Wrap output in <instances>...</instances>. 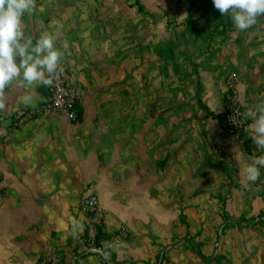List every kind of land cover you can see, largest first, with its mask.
<instances>
[{
    "label": "crops",
    "instance_id": "1",
    "mask_svg": "<svg viewBox=\"0 0 264 264\" xmlns=\"http://www.w3.org/2000/svg\"><path fill=\"white\" fill-rule=\"evenodd\" d=\"M118 25L85 0H36L23 18L26 37L35 40L44 31L57 36L66 81L82 93L80 116L75 124L45 115L17 126L15 112L41 105L46 89L6 91V109L0 110V264H35L49 254L61 264H231L201 255L218 246L223 205L245 200L229 194L230 187L244 188L242 165L264 150L247 131L240 142L221 134L229 77L224 61L205 54L192 36H168L166 22L155 28L147 23L137 35L126 21L124 40ZM170 51L186 61L168 72L178 81L166 87ZM236 71L240 83L234 89L245 113L252 108L247 65ZM189 78L195 91L180 85ZM26 94L33 96L28 105ZM91 195L103 212L104 236L120 228L129 233L114 250L82 241L86 218L80 208Z\"/></svg>",
    "mask_w": 264,
    "mask_h": 264
},
{
    "label": "rangeland",
    "instance_id": "2",
    "mask_svg": "<svg viewBox=\"0 0 264 264\" xmlns=\"http://www.w3.org/2000/svg\"><path fill=\"white\" fill-rule=\"evenodd\" d=\"M66 1L70 4L76 2V0ZM85 1L100 7L102 19L122 23V25L116 26L118 31L121 28L118 35L119 39L125 34L124 24L126 21L131 22L137 35H139V31H142L141 28L145 24L148 23L151 28H155L158 22L163 21L166 22L168 36L181 37L183 33L192 36L195 41L203 44L205 54L215 53L218 59L224 61L222 67L228 70L229 76L225 79L226 83L231 79H236L240 83L236 70L237 67L246 64L245 87L249 88V91H246V96H249V103L251 107L264 103V17H260L251 28L238 31L232 23L231 15L222 16L215 9L212 0ZM175 12L182 18L172 21ZM170 15L173 17L171 18ZM184 20L185 23L182 22ZM178 21H181L180 26L183 25L184 29L178 28ZM172 24L176 25L174 28L172 27L170 34L168 29H171ZM124 39L125 36H123ZM173 54L175 52L170 51L165 56V62H167L166 87L178 81V77L168 74V72L174 68L178 69L186 61L182 55L179 56V53L176 57ZM231 73H236L238 77L234 74L230 75ZM189 79L180 82V85L195 91V79ZM186 92L188 95V91ZM169 95L172 96V94ZM191 98L193 97H186L184 100ZM259 181L260 188H253L250 184L247 188L230 187L229 194L231 197L239 194L245 200L241 199L239 203L236 200H231L230 204L223 205L224 215L220 223L223 225V230L216 239L218 246L212 252L201 255L205 261H227L231 264H264V224L255 227L247 226L256 218L264 216V167L259 179L251 185L259 183ZM260 196L262 198L258 199ZM254 197L256 202L253 201ZM257 200H260V203Z\"/></svg>",
    "mask_w": 264,
    "mask_h": 264
},
{
    "label": "clouds",
    "instance_id": "3",
    "mask_svg": "<svg viewBox=\"0 0 264 264\" xmlns=\"http://www.w3.org/2000/svg\"><path fill=\"white\" fill-rule=\"evenodd\" d=\"M212 3L222 16L231 15L238 31L251 28L264 17V0H212ZM35 8L36 0H0V110L6 109V91L12 86H52L62 71L64 52L57 47L55 34L44 31L35 40L25 35L23 18ZM68 47L65 40L62 48ZM32 100L31 94L23 97L25 105ZM244 116L251 120L245 131L249 132L253 143L264 150V103L247 109ZM261 167H264V155L253 156L242 165L243 187L259 179Z\"/></svg>",
    "mask_w": 264,
    "mask_h": 264
},
{
    "label": "built area",
    "instance_id": "4",
    "mask_svg": "<svg viewBox=\"0 0 264 264\" xmlns=\"http://www.w3.org/2000/svg\"><path fill=\"white\" fill-rule=\"evenodd\" d=\"M236 79L229 80L225 93L222 120L220 123L222 136H228L241 141L248 128L247 122L239 103V97L234 89ZM46 95L43 104L33 108H21L14 114V121L20 126L28 121L45 115H57L67 122L75 124L79 120V101L81 90L78 86L68 83L63 70L55 77L52 86H45ZM81 212L86 218V226L82 234L83 243L92 249L114 250L129 238L125 228H120L109 236H104L103 212L93 195L87 197L81 204ZM35 264H61L56 256L38 260Z\"/></svg>",
    "mask_w": 264,
    "mask_h": 264
},
{
    "label": "trees",
    "instance_id": "5",
    "mask_svg": "<svg viewBox=\"0 0 264 264\" xmlns=\"http://www.w3.org/2000/svg\"><path fill=\"white\" fill-rule=\"evenodd\" d=\"M221 120H222V117L220 116L219 117L220 123H221ZM245 151L248 155H250L249 150L247 148H245ZM261 224L262 225L264 224V216H260V217L256 218L253 222H251L250 224H247V226L248 227H255V226L261 225ZM218 237H219V235H218Z\"/></svg>",
    "mask_w": 264,
    "mask_h": 264
}]
</instances>
